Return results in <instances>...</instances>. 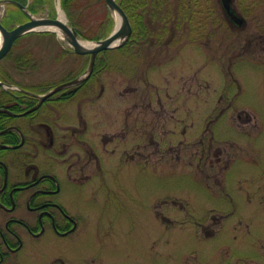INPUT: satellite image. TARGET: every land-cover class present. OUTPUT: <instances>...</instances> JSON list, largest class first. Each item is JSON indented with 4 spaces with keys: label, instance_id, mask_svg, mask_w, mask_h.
Instances as JSON below:
<instances>
[{
    "label": "rangeland",
    "instance_id": "1",
    "mask_svg": "<svg viewBox=\"0 0 264 264\" xmlns=\"http://www.w3.org/2000/svg\"><path fill=\"white\" fill-rule=\"evenodd\" d=\"M55 1L36 15L54 17ZM95 1L75 19L87 29L104 12ZM234 7L245 27L218 20L221 0H166L156 31L108 51L93 87L57 109L62 132L87 124L101 155L87 214L72 236L25 237L9 264H264V0ZM19 46L34 67L6 58L11 78L48 86L87 68L51 35ZM102 132L116 135L105 148Z\"/></svg>",
    "mask_w": 264,
    "mask_h": 264
},
{
    "label": "flooded vegetation",
    "instance_id": "2",
    "mask_svg": "<svg viewBox=\"0 0 264 264\" xmlns=\"http://www.w3.org/2000/svg\"><path fill=\"white\" fill-rule=\"evenodd\" d=\"M157 20L146 19L150 25L158 23ZM154 29L148 25L147 34L154 33ZM59 47L62 52L82 57ZM98 57L105 61L104 54ZM84 58L88 60V56ZM105 65L100 66L95 77L65 86L45 98L37 108L40 95L57 85L71 82L81 72L48 86L14 77L1 79L4 84L0 85V109H3L0 111V264H9L15 259V254L26 245L25 237L38 239L52 232L66 238L80 229L87 214L83 208L86 181L93 175L87 171L88 165L100 160L101 155L94 143H89L87 124L79 130L69 125L71 132L68 135L62 132L65 126L59 124L63 115H55L63 105L70 107L79 92L88 87V82L92 83H88L89 88L93 87ZM115 137L102 132L99 140L105 148ZM131 157L129 154L128 159ZM97 164L104 174L103 165Z\"/></svg>",
    "mask_w": 264,
    "mask_h": 264
},
{
    "label": "trees",
    "instance_id": "3",
    "mask_svg": "<svg viewBox=\"0 0 264 264\" xmlns=\"http://www.w3.org/2000/svg\"><path fill=\"white\" fill-rule=\"evenodd\" d=\"M16 1H19L22 4L29 3L28 0H16ZM98 1H100L101 4L104 6V12H102L101 14V21L95 24L96 27L87 29L85 28L86 25L83 24L82 21H77L75 19H77L76 16L78 15H80V17L84 16V14L86 15L87 14L86 11L90 9L89 8L90 5L95 4L96 1L95 0H61L62 7L67 13L70 21L72 22V25L77 29V31L83 38L88 39V40H97V39H100L108 35L110 31L113 29L114 24H115V20L113 16L111 15L109 9L107 8L105 4V0H98ZM120 2L123 8L128 13L131 22H133L134 32L131 35V37L128 39V41L122 47L118 48V50H123L127 47H130V44L132 42L139 41L140 39H143L149 36V34H147L146 32L148 30V24H147L148 22L146 21L147 15L152 17L155 20L159 19L160 22H164V20H166V18H163V17H166V15L163 16L164 15V5L166 4V0H120ZM44 6H47L48 8H50L51 14H54L55 12L54 0H32V2L28 4L29 9L33 13H39L43 9ZM241 10L245 15H248L244 8L243 9L241 8ZM216 12L220 14L218 10L216 11L214 9L213 13H216ZM8 15L11 18V20H16V21H20L23 18H27V15L18 6L14 4H9ZM226 19H227L226 15L222 16L220 14V17L218 20L225 23L227 22ZM4 23L6 25H9L7 20L4 21ZM166 30L169 31L170 29L166 28ZM47 34L52 35L55 39L54 33H43V32H31L17 39L14 44V47L8 53L6 58H10L14 56L12 60L14 62L15 68H22V66L34 67L32 63L33 62L32 53H31L32 51L30 52L29 50H25V48L20 49L21 46L19 45L26 38L39 37L42 39V37L46 36ZM166 34L167 33H165V35ZM103 53H107V52H103ZM101 54L102 53H100V55ZM102 60L103 59L99 57L97 58L95 70L92 76H95L97 72L100 71L99 68L102 64L107 63L106 59H104L105 60L104 62ZM0 69H1L0 78L11 76V73L8 72L3 67L2 61L0 62ZM69 76H73V75H67V77ZM40 86H44V85L41 84Z\"/></svg>",
    "mask_w": 264,
    "mask_h": 264
},
{
    "label": "water",
    "instance_id": "4",
    "mask_svg": "<svg viewBox=\"0 0 264 264\" xmlns=\"http://www.w3.org/2000/svg\"><path fill=\"white\" fill-rule=\"evenodd\" d=\"M221 1L226 11L232 16L235 22L238 23V25H243L244 18L236 13L232 8L234 0ZM9 2L18 5L22 10H24L29 15V19L9 29L4 25L3 18L0 17V31L3 37V41L0 46V60H2L9 53L17 38L31 31L56 32L55 30L49 28L50 26L59 27L63 31V33L65 34V40L76 53L90 55L87 70L81 76L77 77L71 82L60 84L49 92L40 95V102L35 108H37L45 98L51 96L65 86L69 84H79L84 82L87 78L90 77L94 70L98 53L104 50L124 45L129 39L133 30L130 18L120 2H118L117 0H106L108 8L115 16L116 26L108 36L94 41V45L86 46L82 44L81 38L76 28L68 22H64L63 20H61L59 18V15H57V17H38L32 14L25 5L16 0H0V3L2 4ZM116 14H118V16L120 17V22L117 21ZM3 84L4 82L0 81V85ZM0 111H3V109H0Z\"/></svg>",
    "mask_w": 264,
    "mask_h": 264
},
{
    "label": "bare ground",
    "instance_id": "5",
    "mask_svg": "<svg viewBox=\"0 0 264 264\" xmlns=\"http://www.w3.org/2000/svg\"><path fill=\"white\" fill-rule=\"evenodd\" d=\"M58 11H59V18L61 20H63L64 22H68V17L66 16L64 10L60 6L58 7ZM4 14H5V6H4V4L0 3V17H3ZM116 18H117V21L120 22V17L118 16V14H116ZM49 28H51L57 32L60 40H65V34L63 33V31L59 27L50 26ZM2 41H3V37H2V33L0 31V46L2 44ZM81 42H82V44H84L86 46L94 45V42L89 41V40H84L82 38H81Z\"/></svg>",
    "mask_w": 264,
    "mask_h": 264
}]
</instances>
